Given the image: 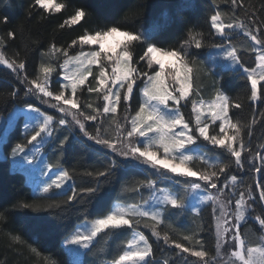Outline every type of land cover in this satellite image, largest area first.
<instances>
[{"label":"snow or ice","instance_id":"snow-or-ice-1","mask_svg":"<svg viewBox=\"0 0 264 264\" xmlns=\"http://www.w3.org/2000/svg\"><path fill=\"white\" fill-rule=\"evenodd\" d=\"M218 2L211 0L213 6ZM231 4L234 9L243 7L242 0L239 4L231 0ZM33 7L53 14L67 5L56 0H33ZM86 16L84 8L77 7L59 27L76 25ZM247 20L249 24L216 10L210 16V27L218 37L217 42L206 44L203 33L190 27L178 47H163L153 42L154 35L162 29L160 24L143 30H130L120 23L105 24L94 31L86 30L67 48L51 44L41 52V63L31 79L27 74L22 75L27 71L28 51L23 59L19 58V52L9 58L5 51L7 42L0 38V83L5 82V76H14L24 85V98L20 97V91L13 89L4 100L5 107L14 105L7 123L11 125L22 117V135L26 141L11 147L10 162L14 169L39 171L44 178L40 182L42 186L36 189L39 195L15 207L39 213L62 205L87 203L101 192V178L106 182L118 169L142 167L146 173L143 180L125 183L121 196L111 202L106 213L86 218L66 236L62 251L68 258L67 264H86L80 258L92 252L100 240L121 236L127 238L121 241L119 254L104 264H156L153 245L139 230L141 224L150 229L157 242L162 240L177 250L175 259L171 262L165 259L163 264H176L177 260L189 264L185 254L197 258L195 264H264V211L253 220V203L257 202L253 189L248 186L242 190L243 183L238 176L229 175L233 168L243 172L244 153L249 151L244 140L245 126L230 115L232 108H241L242 104L233 101L223 90L222 77L216 78L220 73L239 74L250 84L248 99L254 104L264 99V33L261 32L264 21L256 23L255 11L247 15ZM3 22L6 24L8 18L4 17ZM241 35L252 42L249 47L256 54L254 67L242 62L241 48L233 42ZM15 36V30L8 32L9 38L15 39ZM137 46H142L139 60L133 51ZM77 47L79 51L71 55L69 50ZM206 47L208 53L199 59V53L193 49ZM141 62L150 71L141 70L137 66ZM56 76L61 79H54ZM205 77L212 79L214 92L208 100L203 98L199 83ZM138 81H142V87ZM53 84L59 88L54 89ZM138 87L141 98L133 115L130 102ZM85 89L95 94L96 99L84 98ZM32 98L46 109L35 106ZM189 102L191 115L186 119L181 108ZM47 109L54 111L50 113ZM255 123L253 120L252 124ZM65 132L62 138L58 135ZM247 135H252L251 125L247 126ZM77 137L87 147L96 145L97 151L106 150L103 155L108 159L103 170L84 173L95 179V185L79 190L70 183L72 172L61 167L60 157L52 161L47 152V146L56 141L58 147L54 152H66ZM259 147L257 173L264 170V145ZM213 149L220 151L209 155ZM8 160L9 155L0 148V161ZM197 161L201 164L199 168L195 166ZM222 177L223 185L220 184ZM145 190L147 198L143 196ZM255 190L259 192L258 202L264 203V184L258 183ZM54 196H66V199L57 202ZM84 197L89 200L85 201ZM189 198L197 200L198 205H190ZM44 200L50 202L42 206L39 201ZM208 204L212 206L214 255L205 249L202 240L196 239V233L183 235V240L188 242L185 246L172 240L168 231L161 232L165 224L172 228L174 218L182 212L191 211L200 216ZM250 220L258 222L261 230L255 242L249 241L241 231L242 225ZM4 221L5 214L0 213V225ZM8 235L13 245H27L36 257L33 264H60L59 260L43 255L38 247L28 244L23 235Z\"/></svg>","mask_w":264,"mask_h":264},{"label":"trees","instance_id":"trees-1","mask_svg":"<svg viewBox=\"0 0 264 264\" xmlns=\"http://www.w3.org/2000/svg\"><path fill=\"white\" fill-rule=\"evenodd\" d=\"M56 2L65 3L67 7L59 13L47 14L42 9L33 7V0H0V38L7 42L5 51L9 58L19 52L21 59L24 58L25 51H28L27 74L29 78H34L41 63V52L46 51L51 44L57 47L67 48L73 39L82 35L86 30L94 31L105 24L120 23L124 28L130 30L150 29L160 24L162 29L154 35L153 42L163 47H178L180 42L186 37L188 28L194 27L198 32L203 33L206 44L211 45L218 41V37L213 35L210 27V16L220 10L229 16L237 19H243L246 24L247 15L256 12V23L260 24L264 21V0H242L243 7H236L231 4V0L223 2L220 0L217 6H213L211 0H56ZM238 4L241 0H237ZM77 7H83L87 12L85 19L71 27L60 28L59 25L71 15ZM31 13V15L29 14ZM247 13V15H246ZM7 17L8 22L5 24L3 18ZM47 17V18H45ZM21 28L23 29L21 31ZM10 30L16 31L15 39L8 37ZM264 33V27H261ZM241 48L242 62L249 67L255 66V52L250 50L251 40L242 35L236 37L233 41ZM78 48V47H77ZM77 48L70 49V54L77 52ZM142 46L134 48V54L137 60L142 54ZM199 53V59H204L209 49L196 50ZM63 57L59 62L62 63ZM144 71H150L147 66L141 62L137 65ZM95 67V66H93ZM222 77V79H221ZM54 77V79H56ZM221 79L224 85V91L233 101L242 104L241 108H232L230 115L234 121L241 122L245 126V144L249 151L244 153L245 168L243 172H238L235 168L231 170L229 175L235 174L243 183V189L247 190L248 186L253 189L254 197L257 202L253 203L252 217L264 211V203L258 202L259 192L256 191V180L258 173L255 166L259 165L256 153L260 152V145H264V99L257 101L255 104L248 99L250 96V84L246 79L241 78L239 74L226 72L220 73L216 77ZM5 82L0 83V118L12 111L13 104L5 107L4 100L7 93L13 89L20 91V97L24 98L22 89L24 85L20 84L14 76H5ZM92 84L95 81L89 77ZM201 93L204 99H210L213 95L212 79L203 78ZM140 87L142 81H138ZM52 87L57 89L58 85L53 84ZM84 98L95 100V94H89L87 90L83 92ZM140 102L139 87L135 89V95L131 100L132 114L138 109ZM32 103L41 108L32 98ZM102 104V102H101ZM21 106H24L21 103ZM181 111L185 118L191 115V102L186 107H182ZM53 112V111H51ZM124 109H121L123 115ZM58 115V114H57ZM255 120L256 123L252 124ZM91 123V122H89ZM18 125V126H17ZM251 125L252 135H247V126ZM92 131L93 129H89ZM218 130V126H217ZM78 131V130H77ZM65 133L58 135L63 136ZM26 143L21 132V120L9 131L3 146V151L9 155L11 147L17 143ZM91 144L92 142H87ZM201 143H204L201 141ZM58 147V141L47 146L49 158L54 161L57 156L60 157L61 167L72 172L73 183L77 190L84 187L94 186L95 179L84 175L86 171L103 170L107 165L108 159L104 157V149L97 151L99 146L87 147L78 137L73 138V145L66 152H54ZM211 149V145H207ZM219 149H213L209 155L219 152ZM119 159V158H117ZM251 160V163H249ZM201 167L199 161L195 165ZM146 178L143 168L126 167L116 171L109 177L106 182L101 178V192L96 198L91 199L87 203H79L71 206H61L59 209L51 211H42L39 213L30 210L15 207L20 202H31L34 195L30 186L26 183L25 175L18 170H12L10 160L7 162L0 161V213L5 214V221L0 225V264H33L36 260L34 254L30 253L27 245H13L9 237L20 234L27 240L28 244L38 247L43 255H50L60 261V264H67V257L62 251V239L69 235L76 225L87 219H92L99 214L106 213L111 202L121 196V188L125 183L131 184L135 181ZM182 179V178H180ZM224 183V178L220 180V184ZM259 184H264V170L259 172ZM58 191V190H54ZM70 195V189L67 191ZM143 196L147 198L148 192L145 190ZM57 202L66 199V196H54ZM88 201V197H84ZM139 197H137V201ZM50 201L44 200L39 203L44 206ZM54 213V214H53ZM87 214V216H86ZM250 220L242 225L241 231L246 238L255 242L257 235L260 234L258 222ZM212 206L208 204L204 207V211L200 216H196L191 211L182 212L175 217L172 228H168L167 224L161 226V232L168 231L171 239L188 246V242L183 240L184 234L196 233V239L203 241L206 250L215 254V234L212 227ZM139 230L143 231L153 245L156 264H163L165 259L170 262L175 259L174 253L177 251L174 245L170 248L163 241L157 242L151 236L149 228H145L143 224L139 226ZM255 233V234H254ZM127 237L121 236L117 239L111 237L107 241L100 240L97 246L82 257L86 264H104L106 260H111L118 255L121 250V241ZM199 248V246H196ZM104 251L101 252L100 249ZM226 253L228 248L224 250ZM188 257L189 264H195L197 258ZM176 264H181L179 260Z\"/></svg>","mask_w":264,"mask_h":264},{"label":"rangeland","instance_id":"rangeland-1","mask_svg":"<svg viewBox=\"0 0 264 264\" xmlns=\"http://www.w3.org/2000/svg\"><path fill=\"white\" fill-rule=\"evenodd\" d=\"M85 50H87V47H85ZM78 51H79V48H77V52H78ZM77 52H76V53H77ZM76 53H74V54H72V55H75ZM62 62H63V61H62ZM56 79H61V77L57 76ZM142 86H143V84L141 85V87H142ZM58 88H59V85H58L57 89H58ZM139 96H140V88H139ZM140 98H141V97H140ZM205 100H208V99H205ZM36 102L40 105L41 110H45V109H46V106L40 104V102H39L38 100H36ZM21 107H24V106H21ZM47 110H48L50 113H51V111H54V110H52V109H47ZM8 115H9V113H8L7 115H5V116H2V117L0 118V148H3V142L5 141V139H6L7 135H8V133H9V131H10V130H11V129L17 124V122H18L19 120H21V132L23 131V118H22V117H18L17 122H13V123L10 125L9 123H7V117H8ZM133 115H134V114H133ZM260 151H261V149H260ZM9 160L11 161V157H10ZM259 163H260V161H259ZM10 165H11V169H12V170H18V171H21V172L24 173V175H25V179H26V183L30 186L32 193H33L34 195H39L38 190H36V189H37V186H38V185H39V186H42V185L40 184V182H41L42 179H44L43 177L40 176L39 171H36V172L22 171V170H19V169H14L13 166H12V164H11V162H10ZM70 183H71V182H70ZM221 185H223V183H221ZM58 191H59V190H58ZM210 191H212V190H210ZM188 203H189L190 205H198V201L195 200V199H192V198H189ZM232 206L234 207V201H233V205H232ZM80 223H81V222H80ZM78 224H79V223H78ZM78 224H77V225H78ZM77 225H76V226H77ZM65 238H66V237H64V238L62 239L61 244L63 243V241H64ZM80 259H82V257H81Z\"/></svg>","mask_w":264,"mask_h":264},{"label":"water","instance_id":"water-1","mask_svg":"<svg viewBox=\"0 0 264 264\" xmlns=\"http://www.w3.org/2000/svg\"><path fill=\"white\" fill-rule=\"evenodd\" d=\"M258 162H259V159H258ZM260 164V163H259ZM258 178H259V173L257 175V180H256V184H258Z\"/></svg>","mask_w":264,"mask_h":264}]
</instances>
